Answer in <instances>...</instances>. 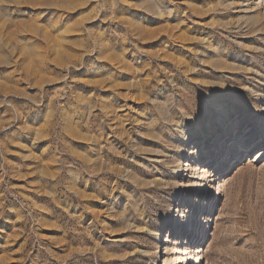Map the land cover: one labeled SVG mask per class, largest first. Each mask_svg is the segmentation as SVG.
I'll return each instance as SVG.
<instances>
[{
	"label": "rangeland",
	"instance_id": "rangeland-1",
	"mask_svg": "<svg viewBox=\"0 0 264 264\" xmlns=\"http://www.w3.org/2000/svg\"><path fill=\"white\" fill-rule=\"evenodd\" d=\"M263 1L0 0V264H264Z\"/></svg>",
	"mask_w": 264,
	"mask_h": 264
},
{
	"label": "bare ground",
	"instance_id": "bare-ground-1",
	"mask_svg": "<svg viewBox=\"0 0 264 264\" xmlns=\"http://www.w3.org/2000/svg\"><path fill=\"white\" fill-rule=\"evenodd\" d=\"M249 2H256V1H258V0H248ZM264 2V1H263ZM261 3V2H260ZM255 4V3H254ZM258 6V5H257ZM259 8V6L257 7V9ZM255 17V16H254ZM231 128V127H230ZM227 129L228 131H232V128L231 129ZM262 131H264V120H263V122L260 124V125H258L257 126V124L255 125H253V126H250L249 128H248V133L246 134V141H245V143H250L251 142V146L250 147H248V149H249V152H251V149H256V148H258V146H253L254 144H255V140L257 139V138H261V133H262ZM239 132L240 131H238V134H239ZM204 137H205V139H208V137L207 136H205L204 135ZM219 138H220V135L218 136ZM235 138H238V135H236V137ZM264 141H262V143H263ZM241 145V144H240ZM237 146V145H236ZM253 146V147H252ZM232 148V147H231ZM233 155H237V157L236 158H239V156H240V154H239V150H236V149H234V152H233ZM218 156H220V154L218 155ZM198 158V157H197ZM230 157L229 158H227L226 159V161L228 162H230ZM213 161V160H212ZM211 161V162H212ZM187 165H189V164H187ZM193 167V166H192ZM227 180V182H228V180L229 179H226ZM225 180V181H226ZM224 181V182H225ZM166 240H168V239H166ZM165 240V241H166Z\"/></svg>",
	"mask_w": 264,
	"mask_h": 264
}]
</instances>
